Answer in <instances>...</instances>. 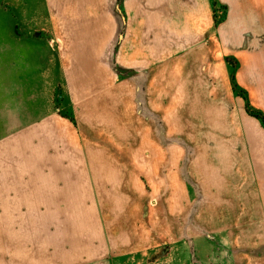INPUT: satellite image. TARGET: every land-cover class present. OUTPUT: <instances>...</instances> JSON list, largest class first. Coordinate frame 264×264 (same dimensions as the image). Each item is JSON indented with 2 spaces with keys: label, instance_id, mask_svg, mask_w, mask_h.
Returning <instances> with one entry per match:
<instances>
[{
  "label": "crops",
  "instance_id": "crops-1",
  "mask_svg": "<svg viewBox=\"0 0 264 264\" xmlns=\"http://www.w3.org/2000/svg\"><path fill=\"white\" fill-rule=\"evenodd\" d=\"M219 2L229 10L221 26L212 0H5L0 264H125L119 256L157 233L173 242L167 264H264V255L237 259L235 200L223 203L219 195L261 176L220 165L224 152H211L208 139L198 157H188L187 127L208 121L189 114L200 109L191 99L195 78L221 76V41L229 57L254 55L264 63V20L253 15L254 9L264 15V0ZM197 60L203 67L190 70ZM46 62L63 71L75 122L45 111L38 88L54 71ZM255 157L256 169H264ZM143 173L159 192L148 214L152 195L141 184ZM262 213L248 206L240 216ZM239 230L251 244L264 225Z\"/></svg>",
  "mask_w": 264,
  "mask_h": 264
},
{
  "label": "rangeland",
  "instance_id": "rangeland-1",
  "mask_svg": "<svg viewBox=\"0 0 264 264\" xmlns=\"http://www.w3.org/2000/svg\"><path fill=\"white\" fill-rule=\"evenodd\" d=\"M4 7L5 0H0V15L2 19L4 17ZM116 7H120V15L125 16L122 11V5L117 4ZM215 10L217 11V15H215V12L213 13L214 23L220 24L219 26L225 24L229 17L228 7L219 2ZM253 15L258 19L262 17L264 20V15L259 12V9H254ZM220 29V27L218 30L215 28V31L220 33ZM238 29L242 33L243 37L245 34V31H243L244 28L239 25ZM217 32L214 38L218 41ZM32 35L35 36L34 34ZM123 36L122 31L119 37H117L118 43L123 39ZM242 37L238 38V41L240 39V42L242 39L244 41L245 38ZM247 39L248 38H246V40ZM220 49H222V52L221 64L219 68L223 75L220 74V77L195 78L197 87L195 88L196 92L191 93V99H194L192 103L197 105L200 109L196 111H189V114L191 115V118L194 116L202 119L203 117V119H208V121L203 120L202 123L196 127H191V125L187 127L190 135L189 143L186 142L188 157H190L189 161L192 160L195 155L198 157V154L203 152L205 149L204 143H208L205 139H208L209 143L213 144V146L211 145V148L209 149L211 152H214L217 148L224 152L222 154L224 155L223 161L227 164L225 162L222 163L223 161H221L220 165L225 164V168L227 169V166L231 162L233 163L231 167H233L234 173L236 168L237 173L244 172V176L246 175L248 177L249 174L246 169L252 168L255 175L259 174L261 176V178L256 176L254 179L251 177L248 178V180L246 177V183L238 182L237 186H231L230 184L228 189L225 187V190L230 189L229 195H224L221 192L219 193L220 199L223 200V203L228 201V199L231 201L235 200L237 218L232 217L233 220L231 225L236 226L238 229L237 234L235 235L236 245H234L237 249V259H241L239 257L244 256H253L256 258L257 256L264 255V242L261 241L264 234H254L255 243L250 244L248 240L249 235L240 233L239 227L264 225V217L244 219L245 217L240 216L241 212L246 210L248 206H252L257 215L261 212L264 213V169H256V164L254 163V160L256 159L255 154L258 153V155H260L258 159L262 162V166L264 168V125L256 117V114L259 113V111L264 113V66H262L264 63L256 60L254 55L252 61L245 60L244 55L240 61L238 59H234V57H229L227 51L225 50V46L223 45V41H221ZM246 57L250 58L249 55ZM231 62L233 64L232 67H235L233 71L237 87H234V81L232 80ZM203 64V61L198 62V60L197 62H191L189 64V69L193 70L192 67H198L200 69L203 67ZM46 65L54 71L51 72L50 77L48 76L45 78L44 87L39 86L38 88V94H40L39 97H43L44 99L45 111H47V107H49L52 109L51 111L59 113L61 117L67 119L70 118L75 122V116L73 115L74 109L73 106L69 105L68 84L63 77V71H59L60 67L58 68L56 63L46 62ZM113 66L115 69L118 67L116 62L113 63ZM30 68L35 72L37 71L36 69H38L35 65ZM251 74L253 75L252 78L249 77ZM31 78L33 77H30V80ZM34 103L35 102H33V104ZM151 114V116L158 119L154 113ZM222 140L225 141L222 142ZM209 150L207 147V151ZM242 154H246L249 157L248 163L245 162V158ZM251 156H253L254 160ZM215 164L219 166L217 161ZM240 166L241 169L239 168ZM140 180L145 192L152 195V197L147 200L146 204L148 208L146 213L148 214L149 206L154 208L158 205L159 192L156 191L157 187L154 185V180L150 179L144 173L140 174ZM214 188L215 190L222 189L221 186H215ZM249 189H252V193L249 192ZM85 205L86 210H91L92 203L90 201L87 200ZM90 214L91 212H89V216L86 220L90 219ZM193 218L194 217L190 216L189 222L193 220ZM221 224L228 225L229 223L227 219H222ZM92 229L93 232L96 231L94 227ZM225 236L228 238V235ZM257 237L261 241L260 243L256 240ZM146 238L147 240L139 238L136 247L139 248V250L121 255L119 258H122L125 264H167L164 258L168 257L173 242L165 239V236L159 233H157L156 236L154 234H149ZM230 240H232V238ZM94 242V244L99 243L96 242V240ZM149 247H151V249H149ZM222 247L227 248L228 246L223 245Z\"/></svg>",
  "mask_w": 264,
  "mask_h": 264
},
{
  "label": "trees",
  "instance_id": "trees-1",
  "mask_svg": "<svg viewBox=\"0 0 264 264\" xmlns=\"http://www.w3.org/2000/svg\"><path fill=\"white\" fill-rule=\"evenodd\" d=\"M212 3H213V7H214V12H215V15H217V11L215 10L217 4L219 3L218 0H212ZM233 64L231 62V69H232V80L234 81V87H237V84L235 82V75H234V69L235 67H232ZM256 117L262 122V124L264 125V113L262 111H259V113L256 114Z\"/></svg>",
  "mask_w": 264,
  "mask_h": 264
}]
</instances>
